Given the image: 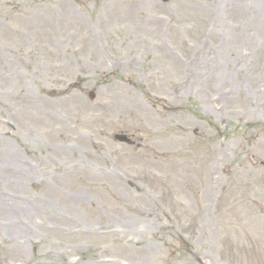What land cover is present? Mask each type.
<instances>
[{
	"label": "rangeland",
	"instance_id": "rangeland-1",
	"mask_svg": "<svg viewBox=\"0 0 264 264\" xmlns=\"http://www.w3.org/2000/svg\"><path fill=\"white\" fill-rule=\"evenodd\" d=\"M263 122L264 0H0V264H264Z\"/></svg>",
	"mask_w": 264,
	"mask_h": 264
}]
</instances>
